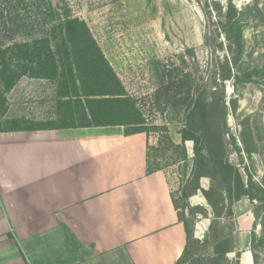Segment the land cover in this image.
<instances>
[{"label": "rangeland", "instance_id": "rangeland-1", "mask_svg": "<svg viewBox=\"0 0 264 264\" xmlns=\"http://www.w3.org/2000/svg\"><path fill=\"white\" fill-rule=\"evenodd\" d=\"M69 16L86 23L142 112L147 143L156 147L149 150L150 166L166 173L186 224L209 220L205 237L191 240L178 264H235L237 255L224 251L236 246L235 215L249 209L257 219L251 247L257 264H264V0H0V131L81 123L75 101L63 97L77 87L67 80L79 75L72 64L77 48L62 43ZM220 21L235 25L232 53ZM42 39L51 49L49 55L48 46L37 47L45 66H29L10 86L8 77L20 73L16 45ZM41 71L48 77L39 78ZM169 80L180 85L179 92L161 95L165 107L157 108L153 93ZM191 99L203 108L188 106ZM190 115L200 154L186 141L184 160L163 139L159 144L153 126L167 125L180 144ZM201 179L209 201L190 206L189 198L202 193L196 190Z\"/></svg>", "mask_w": 264, "mask_h": 264}, {"label": "crops", "instance_id": "crops-1", "mask_svg": "<svg viewBox=\"0 0 264 264\" xmlns=\"http://www.w3.org/2000/svg\"><path fill=\"white\" fill-rule=\"evenodd\" d=\"M172 196L166 173L147 171L144 133L0 131V264H176L187 239ZM254 223L251 209L234 217L239 264H254ZM209 226L197 219L193 239Z\"/></svg>", "mask_w": 264, "mask_h": 264}, {"label": "trees", "instance_id": "trees-1", "mask_svg": "<svg viewBox=\"0 0 264 264\" xmlns=\"http://www.w3.org/2000/svg\"><path fill=\"white\" fill-rule=\"evenodd\" d=\"M212 4L214 7L218 6V4L215 2ZM220 24L223 27L224 33L229 41L228 49L232 53V47L234 44L232 41L234 40L233 30L235 25L227 21H220ZM62 30L66 37L65 40H62L64 46L68 44L71 47L77 48L76 59L72 61V64L75 66V72H79V75L75 79L71 78L67 80L77 81L76 89H74L73 93L68 92L63 97L68 101H75L78 109L76 119L81 123L68 127L87 128L102 126H123L125 135L144 133L148 137L150 135V131L147 129V127H144L145 119L142 112L136 106L134 99L131 98V96L127 93L124 85L105 58L100 46L91 34L86 23L83 20L75 19L69 16L64 20V26ZM38 45L48 46V54L51 55V49L49 48L50 42L48 39L34 40L31 42L24 41L16 45V48L19 50V59L16 63H14V66L16 69H19L20 73L18 76L12 77V79L10 76V78L8 77V79L11 81L10 86H13L16 79L27 75L29 66L36 65L37 68L40 69L45 66L43 60V55H45V53L42 50L37 49ZM10 62L12 61L10 60ZM3 66L6 67V63H3ZM36 75L38 77L43 76L41 78L48 77V75L44 74L42 71ZM29 76L34 77V75ZM165 77L167 76L165 75ZM179 89L180 85H178L175 81H165L163 88H158L154 91L151 98V103L157 108H162L163 105H161L159 101L160 96L164 93L168 96L169 94L172 95L174 92H177L178 94ZM161 91L164 92L161 93ZM191 100L188 103L185 101V103H187L188 106L196 105L203 108V106H201L197 100ZM164 107L165 106H163V108ZM204 117L206 116L202 115V118ZM186 122L187 123H185L183 131L180 133V144H176L173 141L169 135V129L167 125L162 124L159 127L153 126V130H158V132H160L162 135V137L160 135L161 139L159 138L158 140L159 144L162 143L163 139L166 142V147L178 150L184 160L188 157L185 147L186 141H192L193 151L197 156L200 154L199 145L201 143V139L198 136L197 124L193 117L191 115L186 117ZM150 148L155 149L156 147L150 146L147 143V171L149 173L163 171L159 168H151L149 161ZM230 167L229 170L233 171L234 168ZM234 171L235 175L239 178L240 174L235 169ZM196 190H201V187L198 186ZM248 192V190H243L241 191V194H243L244 197H247V199L250 201L252 198ZM202 193L209 201L207 191L202 190ZM173 205L177 210L179 220L183 223L186 232L187 244L181 255L182 257L190 241L194 240L192 236L193 226L189 227L186 224L184 215L179 212L174 198ZM253 215L255 218V229L257 219L256 215ZM251 251L253 254L254 264H257V257L252 247ZM231 252H233V250H226L224 251V254L228 255ZM236 255L238 259V253H236ZM181 257L176 264L179 263ZM235 264H239L238 260Z\"/></svg>", "mask_w": 264, "mask_h": 264}]
</instances>
